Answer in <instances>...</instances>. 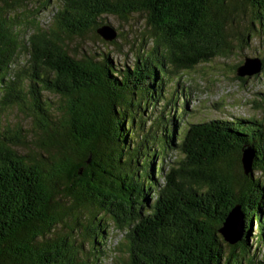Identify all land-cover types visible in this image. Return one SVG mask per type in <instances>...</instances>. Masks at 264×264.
<instances>
[{"label":"trees","instance_id":"1","mask_svg":"<svg viewBox=\"0 0 264 264\" xmlns=\"http://www.w3.org/2000/svg\"><path fill=\"white\" fill-rule=\"evenodd\" d=\"M30 1L0 0L1 104L22 108L29 96L34 123L29 138L0 129V264H100L102 251L86 253L83 242L105 244L108 220L126 230L127 259L116 264H264L248 242L253 221L264 237V120L190 124L176 144L184 160L156 184L150 176L164 168H152L159 156L150 141L163 133L166 149V138L174 145L175 124L167 132L164 124L173 119L164 111L156 122L147 119L166 67L191 69L229 55L235 43L246 45L256 24L264 30V0H57L48 28L37 15L50 0L35 8ZM134 13L145 15L154 46L132 67L105 52L69 51L68 40L86 34L113 44L118 32L103 16ZM103 25L115 29L113 40L98 34ZM21 53L27 58L20 67ZM42 90L63 101L55 114ZM145 144L150 154L137 156L133 149ZM244 149L252 155L247 172ZM140 170L156 189L151 213L142 211L152 188L140 191ZM236 206L244 225L230 244L218 230ZM67 218L68 231L52 237Z\"/></svg>","mask_w":264,"mask_h":264},{"label":"rangeland","instance_id":"2","mask_svg":"<svg viewBox=\"0 0 264 264\" xmlns=\"http://www.w3.org/2000/svg\"><path fill=\"white\" fill-rule=\"evenodd\" d=\"M43 1L31 0L28 7H39L40 2ZM56 6H58V1L50 0L47 7L38 13L37 20L41 27L48 28L52 26L51 17ZM249 18V11L245 9L244 22L246 23ZM103 19L116 28L118 32L113 44L105 41L102 42L99 38L86 34L83 38L74 37L68 40L69 51L77 53L78 56L90 52L95 57H99L101 53L105 52L120 66L129 65L132 67L139 56L141 57L146 52L149 53L153 50L154 38L144 14L134 13L126 18L104 15ZM28 34L29 31H26L25 36ZM250 36L248 43L241 48L238 43H235L236 47L229 55L214 56L210 61L198 63L191 69L179 70L168 63L171 66L166 67L167 72L164 74V82L156 102V109L148 112L147 119L151 120V117H153L152 121L156 122L158 114L161 115L163 111L166 119L172 116L173 121L166 122L164 126L167 127V132L171 133L172 122L175 124V144L169 145V140L166 138V149L164 136L161 132L160 135H157L156 138L154 137L150 141V146L154 147L152 151H157L159 156L153 161L152 168H155L159 163H162L164 168L163 172L159 175H154V172L152 173L150 179L154 183L161 184L163 182V175L169 174L170 166L179 165L184 160V155L176 148V144L190 124L211 119L232 120L235 118L248 119L254 117L264 120L263 72L250 77H243L242 79L237 77L235 73L236 67L243 61L244 57H264V30H261L260 26L256 24L255 30L251 31ZM26 58V54H20L18 59L22 62L20 67ZM23 84V90L27 92L28 81L24 80ZM3 92L4 90L0 89L1 131L4 132L7 129L13 134L21 130V134L27 135V138H29L34 124L31 116L32 106L30 97L27 96V102L22 108L16 104L3 106L1 104ZM41 94L45 106L50 109L51 113L55 114L58 106L63 104L60 96L47 90H42ZM149 99L145 98L143 103H148ZM163 102L166 104V107L162 106ZM153 107L155 106L151 102V108ZM143 121L146 122L144 126L150 125L149 120L146 121L144 119ZM156 131H160L159 128ZM18 150L23 153L28 152L21 147ZM133 150L137 156L140 153L145 156L150 154L148 153L149 147L147 144L144 147L142 145L140 147L135 146ZM145 156L139 158L143 160ZM155 156L157 154H154ZM138 176L137 186L140 191L143 192L144 189L152 188L147 191L145 190V205L142 207V211L151 213L156 201V189H154L153 182L145 175L144 170H140ZM253 176L261 175L256 172ZM262 179H264V175H262ZM65 222H68V224L66 225ZM65 222L58 224V227L52 233V237L68 231L67 227L71 225L72 218H67ZM104 230L107 232L104 234V236H107L105 244L90 246L84 240L83 246L85 252L89 253L88 250L92 251L95 249L102 251V257L99 260L100 264H116L119 261H125L127 259L125 249L126 230L118 229L113 225L111 220H108V224L105 225ZM261 232L253 221L248 242L251 244L250 254L253 253L255 260L264 259V237L261 235ZM81 240L82 238H77V242ZM228 250L229 248L225 247V251L227 252ZM242 264H245V259L242 260Z\"/></svg>","mask_w":264,"mask_h":264},{"label":"water","instance_id":"3","mask_svg":"<svg viewBox=\"0 0 264 264\" xmlns=\"http://www.w3.org/2000/svg\"><path fill=\"white\" fill-rule=\"evenodd\" d=\"M98 34L106 41H111L116 37V31L110 26L103 25L97 30ZM262 70L261 58L258 56H246L236 68L238 77H250L259 74ZM252 155L248 149L242 151V165L247 172L250 169ZM243 214L240 212L239 206L232 208L223 222L222 227L218 230L223 238L230 244L236 243L242 235L243 231Z\"/></svg>","mask_w":264,"mask_h":264}]
</instances>
